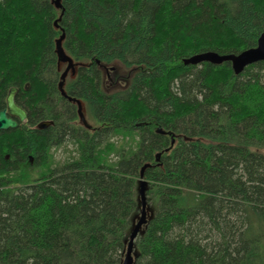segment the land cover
<instances>
[{"label":"trees","instance_id":"obj_1","mask_svg":"<svg viewBox=\"0 0 264 264\" xmlns=\"http://www.w3.org/2000/svg\"><path fill=\"white\" fill-rule=\"evenodd\" d=\"M55 1L0 0V111L15 87L28 115L0 132V264H123L142 181L133 264H264V61L184 64L255 48L264 0Z\"/></svg>","mask_w":264,"mask_h":264},{"label":"water","instance_id":"obj_2","mask_svg":"<svg viewBox=\"0 0 264 264\" xmlns=\"http://www.w3.org/2000/svg\"><path fill=\"white\" fill-rule=\"evenodd\" d=\"M60 0H56V5H58ZM64 39V35L59 39L57 46L58 51L62 52L60 44ZM63 53V52H62ZM62 61L69 62V68L72 66L71 60L67 59L64 55L60 57ZM264 61V33L260 36L257 46L255 48L246 50L239 55H219L214 52H207L195 55L191 58L185 59L184 64L185 66H196L201 63H210L213 65H221L224 62H230L232 69L235 74L242 73L245 68L249 65H253L258 62ZM74 72V68L72 70ZM67 73H65V76ZM17 88H11L7 99H6V109L0 111V132L1 131H8V130H15L19 127L20 124H23L28 115L26 111L16 104V95H17ZM53 125V122H42L38 125L39 129H45L48 126ZM143 178V174H142ZM145 186L146 183L144 181L141 182L140 194H141V201H142V210L141 216L137 221L131 235L129 237V242L127 245L126 255L123 261V264H133V251H134V244L136 239L138 238L141 229L147 224V211H146V199H145Z\"/></svg>","mask_w":264,"mask_h":264},{"label":"rangeland","instance_id":"obj_3","mask_svg":"<svg viewBox=\"0 0 264 264\" xmlns=\"http://www.w3.org/2000/svg\"><path fill=\"white\" fill-rule=\"evenodd\" d=\"M66 64H68L65 60L61 62L60 64V69L62 71H67V77L70 76H74V74L72 73V68H74L73 66H71L69 68V66H67ZM77 68V66L75 67V69ZM135 73V71H128L126 69H124L123 67H111L108 70L107 75L109 76H105V80L103 81V87L106 91L111 92L113 90H119V89H124L128 86V82L129 79L132 78L133 74ZM111 75H115L114 77H112L111 80ZM113 80L117 83H113ZM81 112H82V116L83 118L86 117L85 116V107L84 105L81 104ZM56 153V157L58 160H64L66 157V154L64 153V151L62 149L58 150L55 152ZM125 258V257H124ZM123 258V260H124Z\"/></svg>","mask_w":264,"mask_h":264},{"label":"flooded vegetation","instance_id":"obj_4","mask_svg":"<svg viewBox=\"0 0 264 264\" xmlns=\"http://www.w3.org/2000/svg\"><path fill=\"white\" fill-rule=\"evenodd\" d=\"M73 66V65H72ZM74 67V66H73ZM76 67V66H75ZM75 67H74V73H73V71H72V73L75 75L76 74V71H77V68L75 69ZM72 70H73V68H72ZM107 69L105 70V76L107 75ZM108 76V75H107ZM109 77V76H108ZM81 104L83 105V103H79V105H80V107H81Z\"/></svg>","mask_w":264,"mask_h":264},{"label":"bare ground","instance_id":"obj_5","mask_svg":"<svg viewBox=\"0 0 264 264\" xmlns=\"http://www.w3.org/2000/svg\"><path fill=\"white\" fill-rule=\"evenodd\" d=\"M60 47H61V44H60ZM147 68V67H146ZM74 73V72H73Z\"/></svg>","mask_w":264,"mask_h":264}]
</instances>
